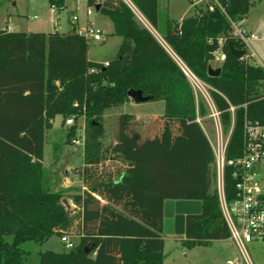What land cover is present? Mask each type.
<instances>
[{"label": "trees", "instance_id": "obj_1", "mask_svg": "<svg viewBox=\"0 0 264 264\" xmlns=\"http://www.w3.org/2000/svg\"><path fill=\"white\" fill-rule=\"evenodd\" d=\"M132 1L180 61L208 85L223 132L233 127L227 156H240L245 118L264 124V66L241 58L248 49L231 35L232 22L245 20L261 0H219L214 9L196 7L181 21L164 16L160 0ZM49 3L59 11L67 7V0ZM99 5L122 37L107 66L89 59V40L73 26L49 32L0 29V264H28L25 241L43 243L67 235L75 225V215L63 192L52 190L43 163L52 120L84 117L83 164L92 175L89 168L104 156L105 111L133 100L131 88L164 101L161 130L141 140L127 130L134 115H119L113 150L127 166L117 177L91 176L85 191L75 196L81 209L79 241L69 250L41 252L40 264H164V204L169 199L202 201V212L186 217L185 246L230 235L214 187V151L198 120L209 113L206 97L196 93L181 62L124 0ZM230 42L244 51L242 56L232 54ZM220 46L226 59L221 73L212 76L208 68ZM235 182L228 167L229 200L236 195Z\"/></svg>", "mask_w": 264, "mask_h": 264}, {"label": "rangeland", "instance_id": "obj_2", "mask_svg": "<svg viewBox=\"0 0 264 264\" xmlns=\"http://www.w3.org/2000/svg\"><path fill=\"white\" fill-rule=\"evenodd\" d=\"M68 1V0H67ZM70 3L73 0H69ZM161 9L164 16L170 19L181 21L195 11V6L191 0H160ZM59 11L51 8L49 0H0V29L8 26L15 28L16 31H66L70 26H77L72 23L70 18L76 13L73 8L76 6L80 16V27L86 26L85 4L79 3L74 6ZM204 8L205 6H201ZM37 16V17H35ZM91 20L96 27L103 31L102 40H89L88 56L92 61L106 62L114 59L118 53L122 37L115 33L113 21L110 16L102 11L95 10ZM140 20V19H139ZM141 22V20H140ZM143 25L144 23L141 22ZM150 28L159 37L161 42L167 47L170 53L179 61L180 59L171 48L162 40L156 29L148 23ZM258 28L256 33L260 36L257 40L250 42V53L254 57L251 62L264 66V0L255 2L247 16V26ZM182 63V62H181ZM210 64L221 67V63L212 59ZM197 94L204 95L210 99L208 85L204 83H194ZM163 100H150L147 102L124 103L113 106L105 111L104 125L105 136L103 139L104 156L99 165L89 168V173H85L83 164L85 140V120L80 116L77 122V129L72 136H69L70 126L65 123L62 115H57L52 120L51 126L45 132L44 159L43 163L50 177L52 178V190L62 191L66 199V204L75 215V225L69 238L77 243L79 238L75 235L78 232L81 209L79 202L75 201V196L83 193L87 187L91 176L117 177L127 166L122 156L113 150L117 142L119 131V115L122 113L140 112V116L134 115V119L128 122L127 130L129 133H138L141 140L147 136H154L161 130V118L164 113ZM151 113V114H148ZM72 117V116H70ZM208 137L214 141L216 138V118L213 116L211 107L209 113L201 118ZM224 137L227 133L223 132ZM78 140V143L74 142ZM165 240V260L164 264H228V260L237 254V250L228 238L213 240L207 245H196L188 247L184 245L187 241L186 235L167 234L164 232ZM8 240L12 236L7 235ZM22 247L27 251L25 261L28 264H40V253L46 250L64 251L69 250L59 235H53L43 243L35 241H25ZM248 250L254 264H264V242H253L248 244Z\"/></svg>", "mask_w": 264, "mask_h": 264}, {"label": "built area", "instance_id": "obj_3", "mask_svg": "<svg viewBox=\"0 0 264 264\" xmlns=\"http://www.w3.org/2000/svg\"><path fill=\"white\" fill-rule=\"evenodd\" d=\"M76 1L77 3H84L86 6L84 11L86 26L80 27L79 25L75 26V28L88 40H101L103 38V31L99 27H96L91 20V16L95 10H98L97 6L101 0H95L93 4H89V0ZM124 1L134 11L137 19H140L155 34L148 25L150 22L133 1ZM191 2L195 8L205 6L204 8L214 9L215 5H220L219 0H191ZM70 20L72 23H79V14L75 13ZM243 21L232 22L233 29L231 35L240 39L247 47L248 52L241 58H246L250 61V58L254 57V53L249 52L251 47L250 42L259 39L260 36L255 32L249 31L243 25ZM224 41V38H220L221 45ZM213 56V59L221 64L226 59V53L221 46L213 52ZM103 64L107 66L109 61ZM253 64L259 65L258 63ZM181 66L189 76L193 86L194 83H204L183 63H181ZM91 71H98V68H92ZM262 87L264 91V80L262 81ZM206 99L211 107L213 116L216 118V138L214 141L209 138L215 156L213 163L214 187L218 192L221 209L230 231L228 239L232 241L237 250V254L227 262L228 264H254L248 250V244L264 242V124L259 120L246 117L243 125L244 146L242 154L235 158H229L227 156V147L233 127L227 136L224 137L219 111L211 97L210 99L206 97ZM198 120L201 122V118H198ZM65 123L71 126L75 123V120L73 117H69L65 120ZM74 142L78 143V140H74ZM82 144H84V139ZM228 167L232 169V176L236 180V195L232 200H229L226 195V171ZM60 238L68 249L74 246V242L68 235H62Z\"/></svg>", "mask_w": 264, "mask_h": 264}, {"label": "water", "instance_id": "obj_4", "mask_svg": "<svg viewBox=\"0 0 264 264\" xmlns=\"http://www.w3.org/2000/svg\"><path fill=\"white\" fill-rule=\"evenodd\" d=\"M100 5L97 6L99 10ZM233 55L240 57L244 51L237 49L234 42L229 44ZM208 72L212 76H218L221 73V67L209 66ZM129 96L137 103L147 102L152 99L150 95H144L140 89L131 88ZM202 201L192 199H169L164 204V232L167 234L185 235L186 217L191 214H200L202 212Z\"/></svg>", "mask_w": 264, "mask_h": 264}, {"label": "crops", "instance_id": "obj_5", "mask_svg": "<svg viewBox=\"0 0 264 264\" xmlns=\"http://www.w3.org/2000/svg\"><path fill=\"white\" fill-rule=\"evenodd\" d=\"M73 3H75L74 4V6L75 5H77V4H79V3H77V1L76 0H73L71 3H70V1L68 0L67 1V7L66 8H69ZM52 9H54L53 7H51ZM65 8V9H66ZM73 10H75V12L76 13H78V10H77V8H76V6L73 8ZM85 14V13H84ZM86 18V17H85ZM243 25L249 30V31H252V32H255L256 33V30L258 29V28H256V27H254V25L252 26H250L251 28H249L248 26H247V18L243 21ZM77 26H79V23H77ZM71 26H70V24H69V27H68V29L70 28ZM73 27H75V26H73ZM3 29H8L9 31H16L15 30V28H13V27H10V26H8L7 28H3ZM67 29V30H68ZM24 31H27V32H30L31 30H24ZM103 39V38H102ZM101 39V40H102ZM89 57V56H88ZM89 59H90V57H89ZM91 60V59H90ZM107 61H110V60H107ZM103 63V62H102ZM211 66H213V67H216V66H214V65H212V64H210ZM132 102H134V100H130V101H128V102H126V103H132ZM165 104V103H164ZM165 108V107H164ZM131 114H135V115H137V116H140L142 113H140V112H132ZM148 114H151V113H148ZM161 115H163V114H161ZM203 128H204V126H203ZM204 130H205V128H204ZM205 132H206V130H205ZM206 134H207V132H206ZM82 165H84V164H82Z\"/></svg>", "mask_w": 264, "mask_h": 264}]
</instances>
